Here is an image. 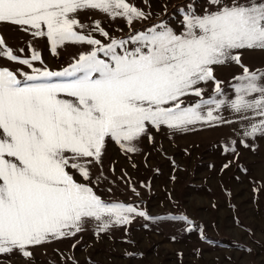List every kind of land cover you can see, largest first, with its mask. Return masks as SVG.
<instances>
[{
    "label": "snow or ice",
    "instance_id": "obj_1",
    "mask_svg": "<svg viewBox=\"0 0 264 264\" xmlns=\"http://www.w3.org/2000/svg\"><path fill=\"white\" fill-rule=\"evenodd\" d=\"M85 10L124 18L129 27L152 15L127 0H0V24L47 38L53 54L66 42L90 46L54 71L34 66L43 63L38 52L21 58L0 37V58L31 69L0 66V255H18L24 264L33 249L74 238L88 221L106 232L153 218L105 201L74 178L90 181L109 140L134 152L141 138L152 142L150 127L231 124L220 115L225 107L238 114L244 137L264 136V72L243 65L240 51H264V0H203L199 8L193 0L178 9L179 31L160 21L106 44L92 35L109 37L99 21L89 28L78 19ZM229 62L242 73L233 77L235 98L225 100L214 68ZM208 82L214 95L205 99L200 85ZM190 96L199 99L186 103Z\"/></svg>",
    "mask_w": 264,
    "mask_h": 264
},
{
    "label": "rangeland",
    "instance_id": "obj_2",
    "mask_svg": "<svg viewBox=\"0 0 264 264\" xmlns=\"http://www.w3.org/2000/svg\"><path fill=\"white\" fill-rule=\"evenodd\" d=\"M127 2L150 11V20L131 27L124 18L113 19L108 14L106 19L79 20L89 28L99 21L109 37L99 32L92 35L106 44L109 38L126 39L160 21L179 31L178 9L193 0ZM202 4L203 0H196L197 8ZM0 37L21 58L38 52L43 63L36 61L34 66L54 71L68 67L80 52L90 50V46L66 42L53 54L47 38L34 37L16 26ZM240 51L243 65L264 72V51ZM0 66L31 71L5 58H0ZM241 73L234 62L215 66L224 94L218 98H235L238 81L233 77ZM200 87L205 99L214 95L213 82ZM198 99L190 96L186 103ZM220 115L232 123L198 124L184 132L150 127L152 142L147 136L141 138L134 152L109 140L102 164L90 169V181L79 174L74 178L89 183L105 201L132 204L153 218L136 217L131 224L106 232L98 231V222L88 221L74 238L33 249L31 264H264V136L244 137L238 114L227 107ZM225 146H234L235 153L223 151ZM180 216L192 223L178 219ZM189 227L192 231L186 230ZM0 264L24 261L18 255H0Z\"/></svg>",
    "mask_w": 264,
    "mask_h": 264
},
{
    "label": "crops",
    "instance_id": "obj_3",
    "mask_svg": "<svg viewBox=\"0 0 264 264\" xmlns=\"http://www.w3.org/2000/svg\"><path fill=\"white\" fill-rule=\"evenodd\" d=\"M105 13L99 10H85L80 13L78 19H106ZM14 27L10 24H0V33L5 32L8 28Z\"/></svg>",
    "mask_w": 264,
    "mask_h": 264
}]
</instances>
